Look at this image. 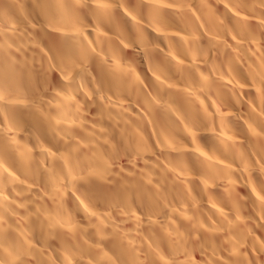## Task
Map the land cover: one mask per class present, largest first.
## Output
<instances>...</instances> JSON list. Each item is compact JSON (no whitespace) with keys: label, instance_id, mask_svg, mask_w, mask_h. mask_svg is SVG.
Wrapping results in <instances>:
<instances>
[{"label":"clouds","instance_id":"9594fccd","mask_svg":"<svg viewBox=\"0 0 264 264\" xmlns=\"http://www.w3.org/2000/svg\"><path fill=\"white\" fill-rule=\"evenodd\" d=\"M0 264H264V0H0Z\"/></svg>","mask_w":264,"mask_h":264}]
</instances>
